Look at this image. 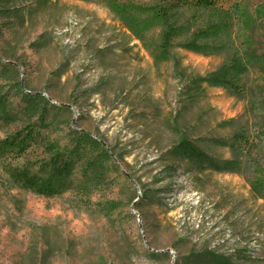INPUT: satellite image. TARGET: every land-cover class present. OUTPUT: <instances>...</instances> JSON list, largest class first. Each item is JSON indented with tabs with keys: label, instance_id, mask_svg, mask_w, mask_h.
<instances>
[{
	"label": "rangeland",
	"instance_id": "obj_1",
	"mask_svg": "<svg viewBox=\"0 0 264 264\" xmlns=\"http://www.w3.org/2000/svg\"><path fill=\"white\" fill-rule=\"evenodd\" d=\"M160 3L20 0L31 18L0 16L4 109H23L19 91L49 104L47 119L19 112L0 123V143L34 136L20 153L0 150V264H206L210 254L264 264V201L177 147L185 140L216 164L230 160L229 121L243 102L202 81L220 57L181 46L186 33L164 43L159 26L140 30ZM110 4L141 14L137 32ZM82 133L98 146L70 161L65 189L33 185ZM100 149L110 159L99 162Z\"/></svg>",
	"mask_w": 264,
	"mask_h": 264
},
{
	"label": "trees",
	"instance_id": "obj_2",
	"mask_svg": "<svg viewBox=\"0 0 264 264\" xmlns=\"http://www.w3.org/2000/svg\"><path fill=\"white\" fill-rule=\"evenodd\" d=\"M20 0H0V16L10 17L13 22L24 23L32 17L30 6H17ZM45 4L46 0H37ZM161 0L151 8L150 19L141 23L140 30L157 25L160 27L161 40L170 42L175 35L183 36L186 41L181 46L186 49L205 52L220 57V64L208 77L207 84L224 89L230 96L243 102V111L229 122L234 128L230 143L231 159L216 164L195 145L188 141L178 143V150L189 161L198 165L219 168L240 176L250 187L251 194L264 201V1L255 5L243 0ZM114 12L128 22L140 17L133 7L111 5ZM185 15L189 12V16ZM186 18L183 28L171 26L172 21ZM11 27V26H9ZM4 72V67H2ZM22 94L25 101L23 109L12 114L4 109L0 99V123L18 119L22 112L38 113L41 119L49 117V104L40 95ZM7 98V97H6ZM45 104V106H43ZM19 113V114H18ZM67 149H56V158L51 165V178L33 183L42 190L61 192L66 184L63 180L69 173L70 161L76 160L89 149L97 148V142L85 133L76 134ZM34 140L30 129L22 134L12 135L0 143V150L20 153ZM96 151V150H95ZM99 162L110 159L104 149L98 150ZM206 264H233L229 257L208 256Z\"/></svg>",
	"mask_w": 264,
	"mask_h": 264
},
{
	"label": "bare ground",
	"instance_id": "obj_3",
	"mask_svg": "<svg viewBox=\"0 0 264 264\" xmlns=\"http://www.w3.org/2000/svg\"><path fill=\"white\" fill-rule=\"evenodd\" d=\"M73 23H74V22H73ZM73 25H75V23H74Z\"/></svg>",
	"mask_w": 264,
	"mask_h": 264
}]
</instances>
